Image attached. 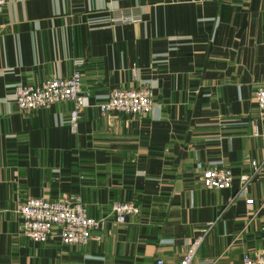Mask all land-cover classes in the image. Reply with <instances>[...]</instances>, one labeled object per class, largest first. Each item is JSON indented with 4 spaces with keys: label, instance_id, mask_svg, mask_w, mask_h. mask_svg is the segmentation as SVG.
<instances>
[{
    "label": "crops",
    "instance_id": "0c3cea01",
    "mask_svg": "<svg viewBox=\"0 0 264 264\" xmlns=\"http://www.w3.org/2000/svg\"><path fill=\"white\" fill-rule=\"evenodd\" d=\"M133 15L134 20L116 22ZM82 64L77 66V62ZM80 69L87 96L23 112L18 85ZM150 86L145 116L100 110L117 88ZM264 0H7L0 8V264H179L208 228L195 264H243L264 252ZM233 173L205 188L201 168ZM250 177L246 196L242 181ZM80 195L100 241L36 242L20 206ZM247 198H253L249 205ZM133 201L117 223L112 206ZM213 223L209 228V224Z\"/></svg>",
    "mask_w": 264,
    "mask_h": 264
},
{
    "label": "built area",
    "instance_id": "2783aa9c",
    "mask_svg": "<svg viewBox=\"0 0 264 264\" xmlns=\"http://www.w3.org/2000/svg\"><path fill=\"white\" fill-rule=\"evenodd\" d=\"M7 0H0V8ZM134 20L133 15L117 17V22ZM82 61L77 62V66ZM82 77L80 69H75L69 77H58L43 81L39 84L18 85L15 89V100L18 108L23 112H32L52 104L71 101L74 103L70 114V125L76 131L81 114L87 105V96L82 93ZM256 101L264 111V85H260L254 92ZM154 104L152 87L117 88L110 92L106 101L101 104L103 114L119 113L142 117L150 113ZM253 172L264 171V159L260 162L252 161ZM201 181L205 188L228 189L233 185V173L228 167L217 165L202 167ZM250 177L243 179L239 196H246V185ZM249 205L254 204L253 198H247ZM140 207L133 201H117L112 206V213L117 223H125L132 215H137ZM23 217V233L36 242H46L52 237H59L63 244L86 245L91 240L100 241L101 235L96 234L103 226V220L92 217L87 204L77 194L64 193L59 199L49 200L43 197L28 198L19 208ZM213 223L209 224V228ZM208 228L202 230L188 247L179 264H195V258ZM156 264H164L158 259ZM243 264H264V252L246 254Z\"/></svg>",
    "mask_w": 264,
    "mask_h": 264
}]
</instances>
